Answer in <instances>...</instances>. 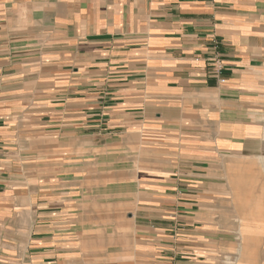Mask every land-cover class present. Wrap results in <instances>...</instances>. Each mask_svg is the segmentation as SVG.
<instances>
[{
  "label": "crops",
  "instance_id": "1",
  "mask_svg": "<svg viewBox=\"0 0 264 264\" xmlns=\"http://www.w3.org/2000/svg\"><path fill=\"white\" fill-rule=\"evenodd\" d=\"M264 264V0H0V264Z\"/></svg>",
  "mask_w": 264,
  "mask_h": 264
},
{
  "label": "rangeland",
  "instance_id": "2",
  "mask_svg": "<svg viewBox=\"0 0 264 264\" xmlns=\"http://www.w3.org/2000/svg\"><path fill=\"white\" fill-rule=\"evenodd\" d=\"M240 256V254H235L234 258H228L226 259V264H240L241 260H238V257Z\"/></svg>",
  "mask_w": 264,
  "mask_h": 264
},
{
  "label": "bare ground",
  "instance_id": "3",
  "mask_svg": "<svg viewBox=\"0 0 264 264\" xmlns=\"http://www.w3.org/2000/svg\"><path fill=\"white\" fill-rule=\"evenodd\" d=\"M241 264V263H240Z\"/></svg>",
  "mask_w": 264,
  "mask_h": 264
}]
</instances>
